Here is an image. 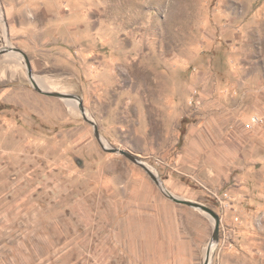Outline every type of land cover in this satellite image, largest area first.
<instances>
[{
  "label": "rangeland",
  "instance_id": "1",
  "mask_svg": "<svg viewBox=\"0 0 264 264\" xmlns=\"http://www.w3.org/2000/svg\"><path fill=\"white\" fill-rule=\"evenodd\" d=\"M0 16V264H264V0Z\"/></svg>",
  "mask_w": 264,
  "mask_h": 264
},
{
  "label": "water",
  "instance_id": "2",
  "mask_svg": "<svg viewBox=\"0 0 264 264\" xmlns=\"http://www.w3.org/2000/svg\"><path fill=\"white\" fill-rule=\"evenodd\" d=\"M34 86L36 87V89L40 92V93H43V94H46L47 96H52V97H60L62 98V94L60 93H56V94H51V93H47L45 91H43L42 89H40V87H38L37 84H34ZM80 108H81V111L82 113H85V109H84V105H83V102L82 100H80ZM92 124L94 125L95 127V136L96 138L98 139V141H100L102 143V138H101V135H100V132H99V129L98 127L96 126L95 123L92 122ZM103 144V143H102ZM104 148L109 150L111 153H116V154H120L124 157H126L127 159H129L131 162H133L134 164H137L139 165L140 167H142L143 169L146 170V172L151 176V178L157 183V185L162 189V191L168 195L164 190H163V185L162 183L160 182V180L156 177V175L136 156H134L133 154H131L130 152H127V151H124V150H121V149H117V148H108V147H105L104 145ZM172 200L176 201L177 203L179 204H184V205H187L189 207H194L196 209H200L201 211L203 212H206L207 214H209L211 217H214L215 218V232H214V235H213V240L210 244V250H212V247H214V242L218 241L219 240V232H220V218L219 216L211 209H208L206 207H203L197 203H194V202H190V201H183V200H180L174 196H172L171 194L168 195ZM204 264H210V254L208 253V256L206 258V261Z\"/></svg>",
  "mask_w": 264,
  "mask_h": 264
},
{
  "label": "bare ground",
  "instance_id": "3",
  "mask_svg": "<svg viewBox=\"0 0 264 264\" xmlns=\"http://www.w3.org/2000/svg\"><path fill=\"white\" fill-rule=\"evenodd\" d=\"M0 17H2V16H0ZM105 145L106 146H108V144L105 142ZM163 190L168 194V195H170V193L165 189V187L163 186Z\"/></svg>",
  "mask_w": 264,
  "mask_h": 264
}]
</instances>
